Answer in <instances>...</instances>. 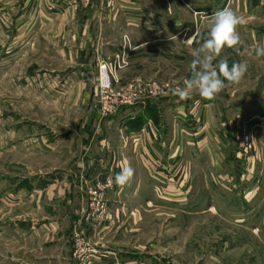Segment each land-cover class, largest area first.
I'll use <instances>...</instances> for the list:
<instances>
[{"label": "rangeland", "instance_id": "rangeland-1", "mask_svg": "<svg viewBox=\"0 0 264 264\" xmlns=\"http://www.w3.org/2000/svg\"><path fill=\"white\" fill-rule=\"evenodd\" d=\"M128 4L142 8L139 27L131 32L123 27ZM225 8L244 23L236 29L239 43L222 48L213 64L246 63L247 72L237 83L220 76L224 87L208 105L203 106L207 98L195 86L181 100L174 90H187L191 53ZM84 15L97 22L103 42L115 39L116 49L100 46L108 52L88 75L80 64V52L88 53L91 43L82 34ZM257 45L264 47V0H0V264H14L8 259L11 241L21 239L20 247L33 241L17 231L27 230V223L36 225L48 212L46 204L39 206L29 197L33 186L57 170L74 172L82 163L80 129L91 112L97 119L107 118L99 134H106L109 149L124 147L130 154L133 175L109 208L98 194L84 196L86 217L98 223L110 220L108 239L117 255L106 257L89 246L79 221L71 233L72 258L78 264H120L121 255L132 264H264V189L247 202L248 193L233 177L255 162L264 183V153L257 148L255 153L257 144L246 124L264 122V56L255 55ZM100 61L111 65L116 90L136 82L168 86L164 96L148 101L162 105L164 140L179 136L174 156L166 152L140 159L135 153L138 141L118 125L135 105L102 114L96 84ZM184 134L196 140L195 150L185 149ZM224 136L227 149L226 143L219 146ZM245 138L250 148L244 153ZM97 150L95 145L92 152ZM117 159L112 166L121 164L122 158ZM108 172L89 185L94 193L98 184L113 189ZM78 238L93 252L91 262L77 258ZM19 255L27 263L21 258L26 254Z\"/></svg>", "mask_w": 264, "mask_h": 264}, {"label": "crops", "instance_id": "crops-1", "mask_svg": "<svg viewBox=\"0 0 264 264\" xmlns=\"http://www.w3.org/2000/svg\"><path fill=\"white\" fill-rule=\"evenodd\" d=\"M126 6L129 10H127L128 15L126 20L123 21V27L124 29H128L129 32H131V30H136L139 27L137 26V21L138 19H140L139 14L142 12V8L139 6V4H128ZM83 17H85L86 21L84 23L85 26L82 28V34H85L86 32V36L88 38L86 39L91 43L90 47L88 48V53H86L84 50L80 52V64L82 66L81 70H84L85 74L88 75L89 72H92L95 69L97 60L103 59L108 52L102 49V47L100 46H108L106 47L107 50H113L115 49L114 47L112 48V46L115 44V39L111 40L112 42H103V40H101V36L99 33L100 29L97 26V22H94V20L88 21L86 15H84ZM94 18L95 16H93V18L91 19ZM119 41L121 45L122 40L119 39ZM150 99L156 98H146L141 101L139 106H135L132 108L134 109V111H125L120 116L118 125H120L123 131L122 133L126 137L134 138L135 141H138L139 146L138 150H135V153L139 156L140 159L146 157L147 155L151 158H154L156 156L161 157V155H165L166 152L168 153L167 155L174 156L180 149L179 145H177L179 136H177L176 139L175 137H172V139H169V142L166 139L164 140V138L162 137L164 132L160 133L159 129V123L162 118L161 112L163 111L162 105L157 101L153 103L149 102ZM205 100V102L203 101V106L208 105L206 103H209L208 99ZM149 105H152L153 107L151 115L150 113L147 114V106ZM138 114H143V121L141 125L137 130H129L128 122L132 121ZM96 117L97 114L91 112V114L86 117V120L81 126L79 140L82 148L80 153L82 163H80V165H76V170L74 172L68 171V173L66 171L57 170L55 175H52L51 177H48L46 179H40V181H38L37 184L33 186V193L30 194L29 197H31V200L39 206H43L44 204H46V210H48V212H46V216H43L40 219L41 221H38L36 225H33V223H27V230L17 231L18 234L20 233V236L26 237L25 240L31 238V240L33 241H30L29 243L27 241L25 247L19 246L20 242L22 241H20L21 239L18 240L17 237L11 241L12 257L8 259L14 264H32L29 263L31 257L30 254H33L32 257H34L35 259L34 264H78L72 258L71 233L72 228L79 221L82 225L80 230L85 236V240L88 242L89 246L95 247L97 251L105 253L106 257H113L114 254L117 255L115 243L108 239L109 236H111L110 229H107L110 224V220H106L107 223L105 221L98 223V221L91 220L89 217H86L84 213H82L84 209L82 205L83 199L84 196L87 197V195L88 198L91 194H96L95 196H97V194L100 195V197L98 196L99 200H102V204H106L108 208L109 205L118 202V195H121V192L124 191L126 187L117 185L115 183L114 177L122 170V168L131 167L129 165L130 158H127V156H129L130 154L124 152V147L109 149V141L106 137V134L103 136L102 133L99 134V130H102V122L107 118L97 119ZM110 119L112 121L114 120V118ZM257 121L258 120L252 119L250 121L251 123L246 122V124L250 129V139L252 140L254 145L257 144V147L256 145L254 146L255 153V148H257V152L263 154L264 122L260 121V125ZM187 129L192 131V129H190L189 127ZM179 132L188 134L183 129H179ZM183 138L186 144L185 149H190L191 151L195 150L194 142L196 140H188V138H186V135L183 136ZM225 139L226 141H224ZM218 140L221 141V136ZM224 140L221 143L219 142V146L224 147V143H226V146L224 148L227 149V143L229 142L228 136H224ZM95 145L98 146V150L96 153H93L92 149L93 147H95ZM213 150L214 149H212V152ZM235 153L238 154V152ZM118 155L120 157H118ZM112 158L116 162H118L117 158H122L121 164L117 163L118 166H116V163H113L112 166ZM237 162H241L240 159L238 160L237 158ZM262 163L264 162L262 161ZM259 164L260 162H258V165ZM239 169L240 173H236V175H233V177L241 187L243 186L241 188V190H243V193H248L247 195L249 196H244V199L248 202L250 199L255 197V193L257 194V191H260V188L264 189V183L262 184V186L260 181L262 177L259 174L260 170L259 167L257 168L255 166V162L252 163V165L250 164L247 165V167L245 166L244 168L241 167ZM107 170L112 171L111 173L114 179L113 189L109 191L104 187H100L98 184L97 186H94V190H96V192L94 193L89 185H93L98 181H102L103 178L109 174ZM69 172L71 174H69ZM228 176L232 177V174H229ZM17 196H19L18 193L16 195V199ZM257 196L258 194L256 195V197ZM106 214L109 218L110 214L108 212ZM12 236L13 234H11V238ZM20 252H22V254H26L21 258L27 263H23L22 261H20ZM121 256L118 257V262L120 264H132L131 261L125 260L123 255Z\"/></svg>", "mask_w": 264, "mask_h": 264}, {"label": "clouds", "instance_id": "clouds-1", "mask_svg": "<svg viewBox=\"0 0 264 264\" xmlns=\"http://www.w3.org/2000/svg\"><path fill=\"white\" fill-rule=\"evenodd\" d=\"M244 23L243 18L238 17L230 9H222L215 14L214 22L208 31V37L191 55V78L186 83V89H175L174 94L181 100L189 98V91L195 86L199 95L211 99L224 87V80L237 83L246 74L248 65L246 63H233L228 66L227 61H221L218 65L213 61L224 47H232L239 43L237 26ZM188 40V39H187ZM191 43V41H189ZM257 57L264 56V47L257 45L254 49ZM131 167H124L114 177L115 183L124 186L132 177Z\"/></svg>", "mask_w": 264, "mask_h": 264}, {"label": "built area", "instance_id": "built-area-1", "mask_svg": "<svg viewBox=\"0 0 264 264\" xmlns=\"http://www.w3.org/2000/svg\"><path fill=\"white\" fill-rule=\"evenodd\" d=\"M97 70L96 84L101 94L99 106L102 114H113L121 106H139L144 99L164 96L169 90L167 85H161L155 81L148 83L136 82L116 90L113 88L114 74L111 65L105 61H100ZM244 141L245 143H242L244 146L241 145V148L245 153L249 150L250 144L247 143L246 138ZM109 185L110 183L108 182L107 186ZM74 245H77V258L87 263L94 260L93 252L81 241V238H78Z\"/></svg>", "mask_w": 264, "mask_h": 264}, {"label": "trees", "instance_id": "trees-1", "mask_svg": "<svg viewBox=\"0 0 264 264\" xmlns=\"http://www.w3.org/2000/svg\"><path fill=\"white\" fill-rule=\"evenodd\" d=\"M147 107H148L147 108V114L150 113V115H151L153 107H152V105H149ZM144 116H145V114H144ZM142 121H143V114L142 115H139V114L136 115L132 121L128 122V124H129L128 129L129 130H137L139 128V126L141 125Z\"/></svg>", "mask_w": 264, "mask_h": 264}]
</instances>
